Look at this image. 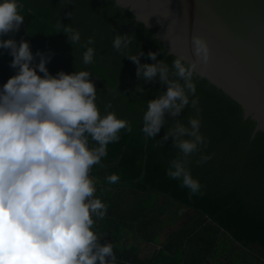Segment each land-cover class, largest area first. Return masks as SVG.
Listing matches in <instances>:
<instances>
[{"label":"trees","instance_id":"trees-1","mask_svg":"<svg viewBox=\"0 0 264 264\" xmlns=\"http://www.w3.org/2000/svg\"><path fill=\"white\" fill-rule=\"evenodd\" d=\"M21 3L23 22L16 32L0 39L26 40L33 53L50 49L54 54L46 67L51 74L58 70H88L101 114L110 103L108 110L132 125L131 132L120 130L119 139L107 145V155L90 171L97 180L95 195L107 206L103 218H94L93 230L101 238L100 243H112L116 264H217L223 258L211 247L220 230L238 246L252 249L264 264V133L257 132L251 138L254 123L243 119L240 106L206 79L193 76L200 132L207 142L188 164L201 185L197 193L191 194L179 180L166 174L169 160L178 155L171 137L163 139L173 118L166 116L164 126L153 138L140 131L147 99L154 98L163 86L156 81L138 80L135 63L124 56L140 51L144 53L140 62L152 63L146 55L151 50L157 52V60L164 59L170 65L174 56L168 55L154 37L155 29L136 24L134 16L113 0ZM65 25L79 31V42L72 45L60 32ZM117 33L133 35L128 49L117 51L112 47V36ZM88 37H92L95 51L93 62L84 65L81 58ZM10 60L8 50L0 49V85L14 74ZM137 85L144 91L137 92ZM192 115L196 112L186 106L179 118L186 123ZM201 153L211 154V158L197 164ZM111 173L119 176L117 182L106 181ZM178 208L190 210L196 219L164 240L154 235L152 244L162 246L153 249L149 257H141L131 245H120L123 232L133 221L145 220L150 213L174 218ZM231 259L227 264H233L235 258ZM244 259L253 261L248 255Z\"/></svg>","mask_w":264,"mask_h":264},{"label":"clouds","instance_id":"clouds-1","mask_svg":"<svg viewBox=\"0 0 264 264\" xmlns=\"http://www.w3.org/2000/svg\"><path fill=\"white\" fill-rule=\"evenodd\" d=\"M22 8L21 0H0V36L18 30ZM60 32L72 45L80 41L79 31L70 25ZM133 39L117 33L112 47L126 50ZM92 44L88 37L84 65L93 62ZM190 44L191 57L175 56L170 65L151 50L146 55L152 63H141L140 51L124 57L135 63L138 80L163 86L147 99L140 131L153 138L165 117L173 118L163 139L171 137L178 155L169 160L166 174L195 194L201 185L188 164L207 141L200 132L193 76L210 52L198 35L191 36ZM0 49L8 50L15 70L0 85V264H116L112 243H100L93 230L94 218H103L107 206L95 195L97 180L90 171L107 155V145L119 139L120 130L131 132L132 125L108 110L110 103L101 114L88 70L51 74L46 64L54 53H33L23 39H0ZM136 91L144 89L137 85ZM186 106L196 115L185 123L179 117ZM210 158L201 153L195 162ZM105 179L115 183L119 176L111 173Z\"/></svg>","mask_w":264,"mask_h":264},{"label":"water","instance_id":"water-1","mask_svg":"<svg viewBox=\"0 0 264 264\" xmlns=\"http://www.w3.org/2000/svg\"><path fill=\"white\" fill-rule=\"evenodd\" d=\"M134 22L155 29L168 55L191 57V36L209 48L199 76L236 102L264 133V0H113Z\"/></svg>","mask_w":264,"mask_h":264},{"label":"rangeland","instance_id":"rangeland-1","mask_svg":"<svg viewBox=\"0 0 264 264\" xmlns=\"http://www.w3.org/2000/svg\"><path fill=\"white\" fill-rule=\"evenodd\" d=\"M166 216L168 215L163 214L156 215L155 217L150 213L145 220L139 219L133 221L131 227L127 229L128 231H124L126 233V239L123 237L122 243L124 244L125 241H130L137 248H141V252L143 253L146 252H144L143 247H150L151 252L154 249L151 240L154 235L155 237L160 236L161 238H167L171 233L176 234L185 229L190 222L196 219V216L190 210L183 208H178L176 210L174 218H172V216ZM213 242L217 245L215 249L220 252L221 258L223 259H231V257L241 258V256L245 257L247 255L251 258L253 257L254 252L252 249L241 248L233 244L223 233H220ZM145 254L149 255V253Z\"/></svg>","mask_w":264,"mask_h":264},{"label":"crops","instance_id":"crops-1","mask_svg":"<svg viewBox=\"0 0 264 264\" xmlns=\"http://www.w3.org/2000/svg\"><path fill=\"white\" fill-rule=\"evenodd\" d=\"M207 223V222H206ZM128 231V230H127ZM220 233H223V235H225L233 244H235V245H237L236 243H234L228 236H227V234L226 233H224L223 231H217V235H216V237L215 238H217L218 236H219V234ZM123 235L124 236H122V238H121V240H120V245H123V246H127V245H131V246H133V247H135L136 249H137V251H138V253H139V255L141 256V257H149V255L152 253V251L150 252V247H147L146 248V246L145 247H143L144 248V252L145 253H149V255L148 254H145V253H143V252H141V248H137L136 246H134L130 241H125V243L123 244L122 242H123V237L126 239V233L124 232L123 233ZM163 240H164V238H162ZM166 241V240H165ZM216 242V241H215ZM214 242H213V245H212V249L214 248L215 249V247L217 246L216 244H215V246H214ZM160 246H162V243H160V244H158L157 246H154V249H157V248H159ZM238 246V245H237ZM241 247V246H240ZM242 248V247H241ZM210 252H212V250L210 251ZM252 259H253V261L250 263L249 261L248 262H246V260L244 259V256H241V258H238V257H236L235 258V260H234V258H233V260L234 261H236V262H234L233 261V264H260V262H261V259H258L257 257H255V255L253 254V257H252ZM230 260H232V259H223V261H221V259H218V263L217 264H227ZM230 262H232V261H230Z\"/></svg>","mask_w":264,"mask_h":264}]
</instances>
